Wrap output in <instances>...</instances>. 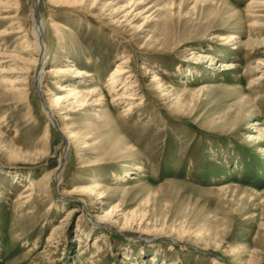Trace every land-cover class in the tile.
I'll use <instances>...</instances> for the list:
<instances>
[{"label":"rangeland","instance_id":"1","mask_svg":"<svg viewBox=\"0 0 264 264\" xmlns=\"http://www.w3.org/2000/svg\"><path fill=\"white\" fill-rule=\"evenodd\" d=\"M15 1L0 264H264V0Z\"/></svg>","mask_w":264,"mask_h":264},{"label":"bare ground","instance_id":"2","mask_svg":"<svg viewBox=\"0 0 264 264\" xmlns=\"http://www.w3.org/2000/svg\"><path fill=\"white\" fill-rule=\"evenodd\" d=\"M51 3H58V2H60V0H51L50 1ZM15 3H16V1L15 0H0V20H1V18L3 19V20H6V21H8V19H11L10 17H7V15H9V12L12 10V9H14V6H15ZM254 4H256V3H254ZM262 5H264V4H262ZM37 11V10H36ZM37 20H38V23H39V25H37V28H38V30H39V36H38V39H37V47H38V50H39V52L42 54L43 53V47H44V45H43V42H42V31H43V25L44 24H41V19L39 18V17H37ZM234 39V36H232V37H230V40H233ZM235 40V39H234ZM233 42V41H232ZM41 56H43V54L41 55ZM200 56H202V57H204V58H212V59H214V57H212V56H207V55H203V54H200ZM43 61V60H42ZM125 66V65H124ZM122 67V66H121ZM43 68V63H41V65H40V68L39 69H42ZM124 71H127V70H125V69H123V68H119V69H117L116 71H114V73H113V75H112V77H111V79H110V86H112V91H115V89L117 88L116 87V85H117V76H119L121 73H123ZM59 72H62V70H60ZM124 75V74H123ZM122 78V77H121ZM127 78V77H126ZM157 78V77H156ZM156 81V80H155ZM136 86V84H134V85H130V86H127L126 88H125V91L122 93V95L121 96H117V97H114V102L116 103V101H120V100H122V99H139V98H134V96H133V94H132V89H133V87H135ZM62 91H72V89H70V88H65V87H63L62 89H61ZM65 97H58L56 100H54L53 102H52V104H51V106H57V105H59V104H62V102H64L65 101ZM118 103V102H117ZM96 104H99V103H96ZM133 105V104H132ZM129 107H131V106H129ZM133 107H131L130 109H132ZM63 109V108H62ZM64 109H67L66 107L64 108ZM129 109V110H130ZM51 109H49V110H47L48 112L50 111ZM63 119H67V115H65L64 117H63ZM58 176L59 175H57L56 177H57V179L59 180V178H58ZM75 212H77V211H75Z\"/></svg>","mask_w":264,"mask_h":264},{"label":"water","instance_id":"3","mask_svg":"<svg viewBox=\"0 0 264 264\" xmlns=\"http://www.w3.org/2000/svg\"><path fill=\"white\" fill-rule=\"evenodd\" d=\"M216 259L218 260V258L216 257Z\"/></svg>","mask_w":264,"mask_h":264}]
</instances>
